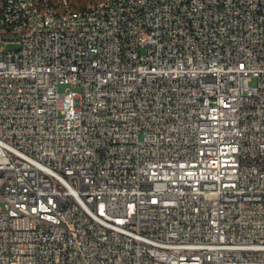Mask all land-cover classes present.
Listing matches in <instances>:
<instances>
[{"label": "built area", "instance_id": "1", "mask_svg": "<svg viewBox=\"0 0 264 264\" xmlns=\"http://www.w3.org/2000/svg\"><path fill=\"white\" fill-rule=\"evenodd\" d=\"M57 1L3 9L0 264H264V0Z\"/></svg>", "mask_w": 264, "mask_h": 264}, {"label": "bare ground", "instance_id": "2", "mask_svg": "<svg viewBox=\"0 0 264 264\" xmlns=\"http://www.w3.org/2000/svg\"><path fill=\"white\" fill-rule=\"evenodd\" d=\"M113 3L114 0H87L85 10L98 9L100 3ZM10 0H0V28L3 37H16L17 32H24V12H17L12 18H6L3 9L9 6ZM23 5H31V0H23ZM64 8V1L38 0L34 7L35 15H45L48 9ZM51 17H59V10H51ZM60 20H67V13H60Z\"/></svg>", "mask_w": 264, "mask_h": 264}, {"label": "rangeland", "instance_id": "3", "mask_svg": "<svg viewBox=\"0 0 264 264\" xmlns=\"http://www.w3.org/2000/svg\"><path fill=\"white\" fill-rule=\"evenodd\" d=\"M69 3H70V5L72 6V7H74V8H79V7H81L82 6V4L84 3V2H86L87 0H67ZM13 45H7L6 47H12ZM65 85H62L60 88L62 89L63 87H64Z\"/></svg>", "mask_w": 264, "mask_h": 264}]
</instances>
